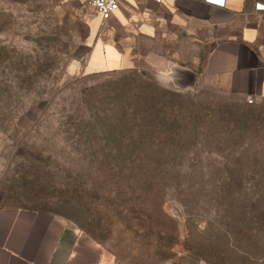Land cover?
Here are the masks:
<instances>
[{"label":"rangeland","instance_id":"rangeland-1","mask_svg":"<svg viewBox=\"0 0 264 264\" xmlns=\"http://www.w3.org/2000/svg\"><path fill=\"white\" fill-rule=\"evenodd\" d=\"M107 32L105 21L82 1L0 0V209L66 217L104 246L106 264H141L143 243L131 240L134 226L120 219L105 195L127 189L117 177L120 169L79 159L56 134L61 108L73 101V79L89 75L100 38L115 39ZM180 49L181 63L192 64L200 54L191 44ZM95 69L103 73L99 63ZM147 73L159 87L182 96L185 109L178 143L154 148L152 156L165 151L152 164L171 172L163 180L164 211L180 236L169 261L151 264H205L188 256L187 234L197 245L206 237L214 240L222 258L216 264H264V102L250 105L235 95L180 88L170 70ZM159 76L167 78L164 83ZM119 115L106 121L102 152L138 147V140L128 147L119 140L132 132ZM113 134L119 138L113 140ZM80 185L86 195L75 201L70 196ZM162 230L172 234L167 224Z\"/></svg>","mask_w":264,"mask_h":264},{"label":"crops","instance_id":"crops-1","mask_svg":"<svg viewBox=\"0 0 264 264\" xmlns=\"http://www.w3.org/2000/svg\"><path fill=\"white\" fill-rule=\"evenodd\" d=\"M258 6L264 0H121L105 21L106 35L115 39L98 40L86 72L96 73L97 63L102 72L170 70L180 88L264 102V9ZM136 42L146 46L128 45ZM183 44L200 53L192 64L179 61ZM176 71L183 72L180 82ZM0 264H106V256L63 216L1 208Z\"/></svg>","mask_w":264,"mask_h":264},{"label":"trees","instance_id":"trees-1","mask_svg":"<svg viewBox=\"0 0 264 264\" xmlns=\"http://www.w3.org/2000/svg\"><path fill=\"white\" fill-rule=\"evenodd\" d=\"M85 73L89 75L73 79L77 86L73 90V101L68 109L61 108L59 114L63 115L58 118L56 134L61 142L72 148L79 159L99 165L114 163L120 169L117 177L125 181L127 189L122 186L111 194H105L108 195V203L116 208L120 219L134 226V229H129L133 231L131 240H140L144 248L138 251L141 264H151L155 260L169 261L180 236L174 221L164 211L166 196L163 180L171 172L152 164L165 151L155 155V160L152 156L154 148L164 149L165 146L178 143L184 129L185 109L179 103L183 97L159 87L144 71ZM107 77H113V80L105 84L103 80ZM119 114L125 116L127 130H132L128 138L119 140L127 147L128 141L138 140L137 146L140 148L137 147L133 152L128 150L127 153L102 152V142H105L102 130L106 121L115 120ZM135 132L139 134L133 135ZM118 138L113 134V140ZM83 187L80 185L70 197H74L75 201L84 199L86 194ZM202 189L206 191L207 188ZM59 198L67 200V195L61 193ZM72 223L104 248L78 224ZM164 224L170 227L172 234L162 230ZM204 231L208 232L206 236L210 235L209 227ZM191 242V236L187 234L183 244L190 258L205 264H216L217 260H222L216 254L212 238L206 237L198 245ZM118 256L127 258L115 255L116 258Z\"/></svg>","mask_w":264,"mask_h":264},{"label":"built area","instance_id":"built-area-1","mask_svg":"<svg viewBox=\"0 0 264 264\" xmlns=\"http://www.w3.org/2000/svg\"><path fill=\"white\" fill-rule=\"evenodd\" d=\"M71 2H85L95 10L98 16L103 21H108L114 13L119 10L121 0H68ZM259 9H264L263 6H258ZM248 103L252 105L254 101L248 100Z\"/></svg>","mask_w":264,"mask_h":264},{"label":"water","instance_id":"water-1","mask_svg":"<svg viewBox=\"0 0 264 264\" xmlns=\"http://www.w3.org/2000/svg\"><path fill=\"white\" fill-rule=\"evenodd\" d=\"M183 76H184L183 75V72L176 71L175 74H174V76H173V78L180 82L182 80Z\"/></svg>","mask_w":264,"mask_h":264}]
</instances>
